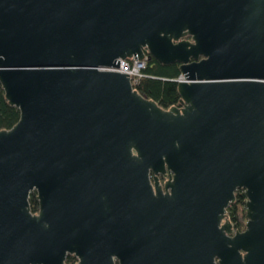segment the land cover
<instances>
[{
  "label": "water",
  "instance_id": "obj_1",
  "mask_svg": "<svg viewBox=\"0 0 264 264\" xmlns=\"http://www.w3.org/2000/svg\"><path fill=\"white\" fill-rule=\"evenodd\" d=\"M147 54L179 106L109 69ZM0 86V264H264V0H0Z\"/></svg>",
  "mask_w": 264,
  "mask_h": 264
},
{
  "label": "trees",
  "instance_id": "obj_2",
  "mask_svg": "<svg viewBox=\"0 0 264 264\" xmlns=\"http://www.w3.org/2000/svg\"><path fill=\"white\" fill-rule=\"evenodd\" d=\"M143 77L137 82L135 88L137 92L147 99L154 100L160 107L167 109L171 106H179L180 95L178 92L177 78L182 74L180 63L174 62L164 64L156 60L149 54L146 55V64L142 69ZM20 112L15 106L10 105L0 86V129L11 128L19 119ZM30 210L35 213L38 211L39 203L36 191L33 190L29 195ZM245 201L246 197L242 189L235 192V200L227 208V216L233 223L236 230H242L245 226ZM239 207L241 208V219L238 217ZM74 255L66 256V264L76 262Z\"/></svg>",
  "mask_w": 264,
  "mask_h": 264
},
{
  "label": "built area",
  "instance_id": "obj_3",
  "mask_svg": "<svg viewBox=\"0 0 264 264\" xmlns=\"http://www.w3.org/2000/svg\"><path fill=\"white\" fill-rule=\"evenodd\" d=\"M145 64L146 55L141 59H136L133 56L128 59H121L119 62V67L109 69L129 74L132 88L136 89L135 86L137 82L143 77L142 69L145 67ZM183 80H185V77L181 74L176 81L179 82Z\"/></svg>",
  "mask_w": 264,
  "mask_h": 264
},
{
  "label": "flooded vegetation",
  "instance_id": "obj_4",
  "mask_svg": "<svg viewBox=\"0 0 264 264\" xmlns=\"http://www.w3.org/2000/svg\"><path fill=\"white\" fill-rule=\"evenodd\" d=\"M153 176H154V174H149V177H150V181H151V183L153 184ZM172 177V174H170V178ZM158 179H159V182H160V184L162 185V187H163V184L165 183V181L166 180H168L169 179V174H166V175H164V174H158ZM229 218V217H228ZM232 225H233V223H232ZM244 229V228H243ZM242 229V230H243ZM233 230L234 231H236V229L234 228V226H233ZM238 231V230H237ZM241 231V230H240Z\"/></svg>",
  "mask_w": 264,
  "mask_h": 264
},
{
  "label": "rangeland",
  "instance_id": "obj_5",
  "mask_svg": "<svg viewBox=\"0 0 264 264\" xmlns=\"http://www.w3.org/2000/svg\"><path fill=\"white\" fill-rule=\"evenodd\" d=\"M241 208L242 207H239V213H238V217H240V219H241ZM244 221L246 222V219L244 218Z\"/></svg>",
  "mask_w": 264,
  "mask_h": 264
}]
</instances>
